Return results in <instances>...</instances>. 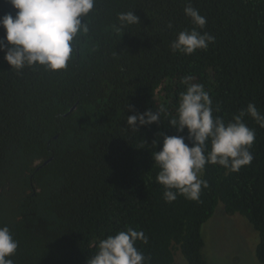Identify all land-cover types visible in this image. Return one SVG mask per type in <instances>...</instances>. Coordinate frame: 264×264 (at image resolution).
I'll return each mask as SVG.
<instances>
[{
    "label": "trees",
    "instance_id": "obj_1",
    "mask_svg": "<svg viewBox=\"0 0 264 264\" xmlns=\"http://www.w3.org/2000/svg\"><path fill=\"white\" fill-rule=\"evenodd\" d=\"M188 2L97 0L91 31L63 71L18 74L0 51V226L19 241L14 264H87L99 239L127 226L148 237L136 247L150 264H176L177 250L189 264H209L203 226L220 202L258 230L264 264V128L253 118L244 117L256 131L251 165L238 173L208 165L199 201L168 203L156 183L161 134L188 143L187 129L168 121L184 77L204 85L225 122L249 103L264 114V0H191L215 41L190 56L170 50L192 27ZM127 11L141 24L119 28L117 14ZM15 12L0 0V17ZM160 106L158 123L131 132L128 116Z\"/></svg>",
    "mask_w": 264,
    "mask_h": 264
},
{
    "label": "clouds",
    "instance_id": "obj_2",
    "mask_svg": "<svg viewBox=\"0 0 264 264\" xmlns=\"http://www.w3.org/2000/svg\"><path fill=\"white\" fill-rule=\"evenodd\" d=\"M8 3L16 12L15 16L8 13L0 17V28L5 30V38L0 39V51L5 52L4 59L11 71L19 74L25 68H43L48 72L66 70L77 55L82 35L91 31L89 21L97 0H8ZM184 13L192 27L176 35L170 50L190 56L208 49L215 37L203 31L207 18L192 6L191 0ZM117 21L122 29L141 24L134 11L118 13ZM172 27L169 24V28ZM194 79L192 76L183 78L186 91L180 93L176 117L168 120L178 133L187 129L188 143L183 135L161 134L163 146L152 153L155 166L159 168L156 183L164 187V199L168 203L178 196L199 201L202 190L208 187L207 180L203 179L208 165H219L233 173L250 166L254 160L251 149L256 131L248 127L244 117L250 116L264 128V114L254 103H249L228 122L214 115L209 92L203 84L193 82ZM165 111V107L160 106L155 113L147 110L130 115L127 124L131 132H138V126L158 123ZM138 241L147 244L148 237L131 226L109 234L98 240L87 264H150V258L136 247ZM18 248L19 241L10 228L0 226V264H14L12 257Z\"/></svg>",
    "mask_w": 264,
    "mask_h": 264
},
{
    "label": "rangeland",
    "instance_id": "obj_3",
    "mask_svg": "<svg viewBox=\"0 0 264 264\" xmlns=\"http://www.w3.org/2000/svg\"><path fill=\"white\" fill-rule=\"evenodd\" d=\"M203 234L204 253L209 264H263L256 253L260 242L258 230L244 215L229 214L223 202L204 224ZM175 262L189 264L181 250L176 251Z\"/></svg>",
    "mask_w": 264,
    "mask_h": 264
}]
</instances>
